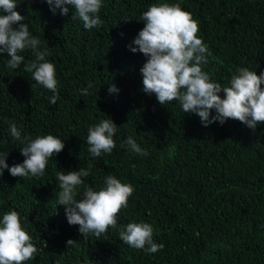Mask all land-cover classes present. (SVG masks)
Segmentation results:
<instances>
[{
    "label": "trees",
    "instance_id": "16d2710c",
    "mask_svg": "<svg viewBox=\"0 0 264 264\" xmlns=\"http://www.w3.org/2000/svg\"><path fill=\"white\" fill-rule=\"evenodd\" d=\"M160 0H103V24L86 30L72 6L53 14L41 0H17L30 33L47 48L55 66L59 99L37 84L32 74L7 67L0 54V153L7 164L22 163L24 147L10 134L15 123L22 138L52 134L65 143L49 158L44 175L0 176V220L15 210L37 248L24 264H264V124L255 130L238 120L204 127L178 101L161 105L142 91L140 69L146 57L132 44L144 24L141 14ZM179 3L198 22V36L210 55L202 70L222 87L237 69L264 72V0H164ZM25 63L31 50L19 53ZM92 86L89 88L88 85ZM110 84L117 92L109 93ZM87 88L88 95L80 90ZM220 95L223 97V93ZM215 115V110L211 111ZM117 125L111 154L93 158L88 128L104 119ZM211 118V117H210ZM133 137L148 155L121 147ZM85 169L76 199L85 188L100 190L115 176L134 191L126 208L99 239L80 235L58 205L56 173ZM149 223L156 253L129 247L119 238L121 226ZM69 239L75 246H67Z\"/></svg>",
    "mask_w": 264,
    "mask_h": 264
},
{
    "label": "clouds",
    "instance_id": "9594fccd",
    "mask_svg": "<svg viewBox=\"0 0 264 264\" xmlns=\"http://www.w3.org/2000/svg\"><path fill=\"white\" fill-rule=\"evenodd\" d=\"M23 2V0H20ZM46 2L53 14L57 9L67 16L69 5L75 11L72 18H79L86 30L98 28L103 24L99 12L103 0H41ZM17 0H0V54L10 59L7 67L18 69L24 65V71L32 74V79L47 88L53 95L49 102L53 105L59 99L57 92L56 70L48 62L47 48L40 50L41 41L33 36L28 24L22 23L25 17L15 9ZM144 26L129 45L133 53L139 52L147 59L140 72L142 74V91L155 95L161 105L178 101L184 113H195L204 127L214 122L221 125L228 119L238 120L255 130L258 124H264V72L257 75L246 67L237 69L230 80V86L222 87L210 79L201 65L207 63L210 55L207 45L198 36V22L192 14L182 9L179 3L170 4L160 0L151 4L141 14ZM31 50L35 59L25 63V57L19 53ZM92 85L89 84L90 88ZM109 93L117 92L110 84ZM81 95H88V89L80 90ZM223 93V97L220 93ZM215 110V115L211 111ZM211 117V118H210ZM117 125L110 119L101 120L88 128L86 143L93 158L101 153L111 154L116 147L113 139ZM10 134L14 140L25 146L20 149L24 157L22 163L9 167L8 153H0V176L5 169L13 177L44 175L48 160L60 153L65 143L52 134L22 138L15 123L10 124ZM146 156L148 153L129 136L121 147ZM85 169L71 170L65 174L58 171V205L65 206V214L70 225H79V233L87 239L94 235L97 239L106 233L109 227H117V215L126 208L129 197L133 194L131 184L122 183L113 175L105 177L100 190L85 188L82 198L77 200L78 186L83 183L81 177L88 176ZM119 238L129 247L156 253L164 245L153 240V227L149 223H128L121 226ZM76 240L69 239L67 246H75ZM37 248L32 237L22 227L18 211L10 210L0 220V264H24L34 258Z\"/></svg>",
    "mask_w": 264,
    "mask_h": 264
}]
</instances>
